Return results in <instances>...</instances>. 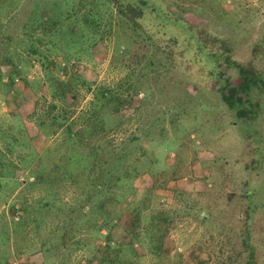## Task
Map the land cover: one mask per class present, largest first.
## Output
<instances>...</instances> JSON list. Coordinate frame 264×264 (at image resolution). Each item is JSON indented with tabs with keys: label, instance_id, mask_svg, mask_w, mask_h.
Masks as SVG:
<instances>
[{
	"label": "rangeland",
	"instance_id": "1",
	"mask_svg": "<svg viewBox=\"0 0 264 264\" xmlns=\"http://www.w3.org/2000/svg\"><path fill=\"white\" fill-rule=\"evenodd\" d=\"M53 1L32 29L47 57L16 23L0 33V71L7 56L19 66L0 82V264H264V0H119L141 6L138 27L116 3L72 0L77 45L91 39L77 51L60 37L57 54ZM153 54L166 67L128 89ZM47 64L74 77L62 98ZM111 95L123 103L100 106ZM102 204L117 225L100 223Z\"/></svg>",
	"mask_w": 264,
	"mask_h": 264
},
{
	"label": "trees",
	"instance_id": "2",
	"mask_svg": "<svg viewBox=\"0 0 264 264\" xmlns=\"http://www.w3.org/2000/svg\"><path fill=\"white\" fill-rule=\"evenodd\" d=\"M21 1L22 0H0V12H3V13H0V17L3 16L2 18H0V33H1V31H3V29L7 28L9 23H14V24L16 23V27L14 29L21 28L22 33L25 34L27 36V38L29 39V47H27V50H29L31 53H35V54L40 53L42 56L47 57V55L43 54L44 51H42V52L38 51L36 44L32 41L33 40L32 29L35 30L37 28H41L40 26L43 24V21L40 18L41 16H38V11H37L38 0H32L33 1L32 10L28 13V19L25 23L23 22L20 26V24L18 23L20 16L16 20L14 18L16 15V11L20 8ZM48 1H51V0H48ZM97 1L99 2L98 3L99 9L101 6H107L112 13H113V11H112L113 6L111 4H112V2H113V5H115V3H116L118 15L125 18L128 23H130L134 26L136 25V27H138L139 19L143 15V12L141 10L140 5H137V6L133 5V4L120 5V3L118 4L119 0H97ZM114 1H116V2H114ZM70 2H72V0H54L53 1L52 10L50 11V14L48 15L49 18L52 17L51 22H50L51 25L49 26V31H48L49 33H51L50 42L52 44H51V46H49L47 48V53H55V54L59 53V50L62 49V46L60 45V43H61L60 37H62V40L64 42L65 47H68L70 50L76 46L77 51H80L81 46H83V49L85 48L84 42H82L83 39L86 38L88 41L91 39L90 35L86 34L85 35L86 37L82 38L79 41V44L77 45L78 42H77V37H76V31L75 32L73 31L74 29H73V25H72L73 20L69 23V19H70L69 12L73 8L71 6ZM30 4H31V2H27L25 4V6L22 8V10L28 9ZM21 12L22 11H20L19 13H21ZM66 12H67V14H66ZM112 13H111V16H113ZM58 16H64L63 20H61L60 17L58 18ZM56 19H58V21ZM88 23L91 24V26H93L94 28L99 29V27L103 24V20H102L100 12L89 15L88 16ZM107 24L111 25L110 21ZM27 28H29V29H27ZM108 28H107V30L110 32L111 26H109ZM104 30H106V28H104ZM15 33H17V32H15ZM15 33H13V34H15ZM13 34L7 35L5 39H2V41L3 42L4 41L5 42L11 41L13 38ZM162 60H163L162 57H157V61H156L155 54L151 55L149 60L140 68L139 74L137 76L135 75V78L131 79L130 75L134 74V71L132 70L127 75L128 79L125 81L126 84L128 85L127 86L128 89H130V87L133 88L137 84L138 80L142 76H144V74H146L149 70H151L152 67L157 66L159 68L160 67L165 68L166 63ZM3 62L6 65H8L10 68L6 69L4 74H3V72L0 71V82L3 79V76H5L9 79L8 84L9 83L11 84L19 75V66L17 64H14L9 56H7L5 58V61H3ZM157 63H158V65L159 64H161V65L158 66ZM48 64H50V63H48ZM48 64L44 65V67H45L44 69L48 73V78L51 81V84L55 86L54 87V89H55V95L54 96L62 98L65 96V94L67 92H69V90H71V88L75 87L74 77H73L72 73H70L67 75L66 81H59L58 79H55L54 77H52V74L50 73V70L48 68ZM252 84H255V83H252ZM120 86H123V85H120ZM104 95H105V93H102L101 99L103 98ZM131 95L134 96L135 94L133 93ZM144 95L146 96L147 94L144 93ZM120 100H122V103H123V99H120V97H118L116 95H111L107 99L101 101L100 106L106 105V103H104V101L108 102V103L109 102L112 103L113 101H116V103L118 104L120 102ZM129 101H130V99H129ZM111 109H113V110L109 113L110 115H112V114L114 115V114L118 113L117 109H115V108H111ZM92 124H95V123L92 122ZM87 127H88V125H87ZM98 151L94 150V156H93L94 159L97 157ZM88 153H89V150L84 149V152L81 155L85 159L86 157H90V154H88ZM97 168L98 167L95 164H90V166H89V169H88L90 171L89 173L95 174V177L93 179H91L92 177L89 176V179L91 180V182H93L92 180H95V178L100 173V172L96 173L95 169H97ZM94 174H90V175L93 176ZM39 175H41V174H39ZM39 175L36 176L35 182L40 181L41 177H38ZM91 193L93 196H96L98 194V193H94L93 191ZM87 201H88V199H87ZM90 210L96 211L94 205L92 207L88 208V210L86 212H84V215H86L85 213L91 214ZM97 210H98V212H100L99 214L102 215V216H99L100 223L105 222L107 225L108 224L117 225L116 223H113L111 221L112 218L110 217V213L108 212L107 208L103 204L100 205L99 208H97ZM110 222H112V223H110ZM107 225H103V226L107 227ZM97 227L98 226H96L95 228H97ZM124 230H126V229L124 228ZM92 232H93V230L91 231V233ZM126 233L128 234L129 240L137 237L139 234L138 232L136 233L134 230L126 231ZM63 234L66 235L67 230ZM63 234H62V237H63ZM97 234L99 235V237L102 236L98 232H97ZM108 236H109V233L107 235H103V237L106 239H108ZM76 242L80 243L81 240L76 239ZM115 251H116V253L118 252L117 254L119 256L120 255V253H119L120 248H118V250H115ZM44 252L46 253L47 250L45 249Z\"/></svg>",
	"mask_w": 264,
	"mask_h": 264
}]
</instances>
